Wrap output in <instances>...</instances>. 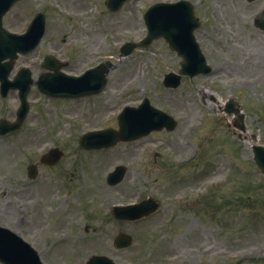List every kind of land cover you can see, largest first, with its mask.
I'll return each instance as SVG.
<instances>
[{
    "label": "rangeland",
    "instance_id": "374dc122",
    "mask_svg": "<svg viewBox=\"0 0 264 264\" xmlns=\"http://www.w3.org/2000/svg\"><path fill=\"white\" fill-rule=\"evenodd\" d=\"M105 1L24 0L6 15V27L19 30L32 13L46 12L48 34L37 53L41 58L61 55L69 61L67 73L110 58L116 68L99 97L64 106L32 93L36 106L27 120L28 131L0 137V224L31 242L46 264H84L89 254L101 252L128 264H155L162 256L181 257L186 264L183 256L193 253L197 256L189 262L197 264H264L262 176L246 142L235 137L227 117L218 114L206 95L218 92L226 99L240 94L232 78L240 70L242 78L236 79L255 81L241 95L250 112L248 125L264 136V123L255 111L264 90V33L251 25L264 0L252 5L244 0H192L203 22L197 35L216 71L185 80L176 90L162 85L167 73L179 71V59L163 40L129 59L120 61L116 55L118 45L146 34L143 14L148 6L166 0H131L117 13H110ZM71 41L75 45L67 49ZM31 61L40 63L35 55L19 66ZM145 98L177 119L179 126L108 152L83 153V133L115 126L111 121L118 110ZM19 104L17 92L0 97V117L12 119ZM49 147H59L65 156L55 167L41 168L34 183L27 177V166L38 163L39 154ZM189 158V164L175 163ZM118 165L126 166L128 174L121 185L109 188L103 179ZM87 186L92 187L86 192ZM149 196L163 205L157 217L132 227H105L107 215H100L110 208L106 203ZM90 210L100 215L89 216ZM124 231L134 237V247L115 253L113 239ZM105 235L109 238L101 241ZM68 236H74L69 244L64 239ZM48 248L54 249L47 253Z\"/></svg>",
    "mask_w": 264,
    "mask_h": 264
},
{
    "label": "water",
    "instance_id": "95a60500",
    "mask_svg": "<svg viewBox=\"0 0 264 264\" xmlns=\"http://www.w3.org/2000/svg\"><path fill=\"white\" fill-rule=\"evenodd\" d=\"M179 31H180V27H178ZM174 32V31H173ZM263 170H264V157L262 158V161H260V164H259ZM5 240H6V243H4L1 239H0V246L1 247H5L6 245L8 246V248H13L14 250H19V251H23V249L25 251H28L27 248L25 247H22V245L20 244V242H18L15 238L13 237H6L4 236ZM2 250H4V248H2ZM1 250V251H2Z\"/></svg>",
    "mask_w": 264,
    "mask_h": 264
}]
</instances>
